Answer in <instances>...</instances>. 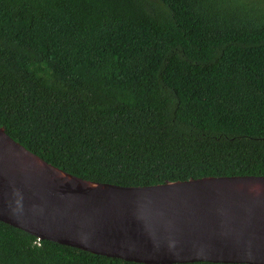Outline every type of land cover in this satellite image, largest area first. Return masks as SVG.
<instances>
[{"label": "trees", "instance_id": "trees-1", "mask_svg": "<svg viewBox=\"0 0 264 264\" xmlns=\"http://www.w3.org/2000/svg\"><path fill=\"white\" fill-rule=\"evenodd\" d=\"M0 126L88 180L264 176V0H0ZM0 264L145 263L0 221Z\"/></svg>", "mask_w": 264, "mask_h": 264}, {"label": "water", "instance_id": "water-1", "mask_svg": "<svg viewBox=\"0 0 264 264\" xmlns=\"http://www.w3.org/2000/svg\"><path fill=\"white\" fill-rule=\"evenodd\" d=\"M0 221L37 239L145 264H264V176L146 186L88 180L0 126Z\"/></svg>", "mask_w": 264, "mask_h": 264}]
</instances>
